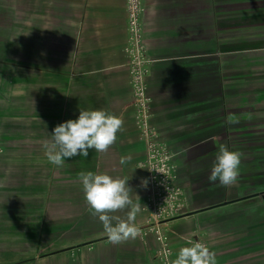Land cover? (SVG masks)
<instances>
[{"label":"crops","instance_id":"crops-1","mask_svg":"<svg viewBox=\"0 0 264 264\" xmlns=\"http://www.w3.org/2000/svg\"><path fill=\"white\" fill-rule=\"evenodd\" d=\"M143 5L156 59L153 122L176 166L178 196L163 223L170 245L178 253L200 241L217 264H252L248 251L264 247V0ZM0 7V264H12V140L51 138L26 124H50L52 133L80 109H103L124 121L116 148L139 134L125 0H0ZM222 144L243 153L231 187L208 179ZM137 145L144 156V143Z\"/></svg>","mask_w":264,"mask_h":264},{"label":"rangeland","instance_id":"rangeland-1","mask_svg":"<svg viewBox=\"0 0 264 264\" xmlns=\"http://www.w3.org/2000/svg\"><path fill=\"white\" fill-rule=\"evenodd\" d=\"M41 128L45 136L51 134L50 124H26L28 132ZM48 137L12 140V183L7 188L12 196L11 219L6 221L13 231L9 242L12 264H166L168 235L163 223L167 214L157 219L151 215L159 205L150 199L148 187L141 186L146 174L144 168L137 167L144 158L137 145L139 135L128 147L120 144L116 148L114 143L105 153L90 149L88 157L67 159L63 167L51 164L45 156L42 141ZM121 157L127 163L121 164ZM82 171L129 179L132 198L136 201L138 195L142 208L136 217L140 236L119 245L108 241L102 223L85 201L79 178ZM126 212L115 215L124 217ZM248 252L252 264L264 262V247ZM176 255L172 249L173 260Z\"/></svg>","mask_w":264,"mask_h":264},{"label":"clouds","instance_id":"clouds-1","mask_svg":"<svg viewBox=\"0 0 264 264\" xmlns=\"http://www.w3.org/2000/svg\"><path fill=\"white\" fill-rule=\"evenodd\" d=\"M123 124L121 117L103 109H80L78 118L58 124L50 134L51 138L42 141L44 154L51 164L63 167L67 159L88 157L90 149L105 153L116 142ZM242 155L239 151H230L226 145H220L209 181H219L224 187L233 186L239 177ZM120 162L127 163V159L121 157ZM79 178L89 211L102 223L110 243L119 245L141 235L136 223V217L142 210L140 198L136 195L137 200H133L129 179L92 171L80 172ZM148 183L146 178L142 179L141 186L147 188ZM126 209L124 217L115 215ZM170 264H217V259L205 243L189 241V246L181 247Z\"/></svg>","mask_w":264,"mask_h":264},{"label":"built area","instance_id":"built-area-1","mask_svg":"<svg viewBox=\"0 0 264 264\" xmlns=\"http://www.w3.org/2000/svg\"><path fill=\"white\" fill-rule=\"evenodd\" d=\"M128 16V38L124 52L128 60L130 84L132 87L134 123L144 143L145 155L139 167L146 170L148 195L155 206L167 203L160 215H170L178 196L174 153L153 122L152 96L149 92V77L156 59L150 52L145 37L146 20L143 0H125ZM151 171H150V170ZM166 215V216H167ZM165 216V217H166ZM169 237L167 236V263L173 260Z\"/></svg>","mask_w":264,"mask_h":264},{"label":"bare ground","instance_id":"bare-ground-1","mask_svg":"<svg viewBox=\"0 0 264 264\" xmlns=\"http://www.w3.org/2000/svg\"><path fill=\"white\" fill-rule=\"evenodd\" d=\"M167 206V203L166 204H163V205H159L157 206L154 210H153V213H152V217L157 219L161 213V209L165 208Z\"/></svg>","mask_w":264,"mask_h":264}]
</instances>
